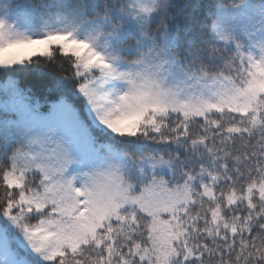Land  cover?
<instances>
[{
    "label": "snow or ice",
    "instance_id": "obj_1",
    "mask_svg": "<svg viewBox=\"0 0 264 264\" xmlns=\"http://www.w3.org/2000/svg\"><path fill=\"white\" fill-rule=\"evenodd\" d=\"M0 264H264V0H0Z\"/></svg>",
    "mask_w": 264,
    "mask_h": 264
},
{
    "label": "rangeland",
    "instance_id": "obj_2",
    "mask_svg": "<svg viewBox=\"0 0 264 264\" xmlns=\"http://www.w3.org/2000/svg\"><path fill=\"white\" fill-rule=\"evenodd\" d=\"M15 2V4H21V3H24L25 0H13Z\"/></svg>",
    "mask_w": 264,
    "mask_h": 264
}]
</instances>
